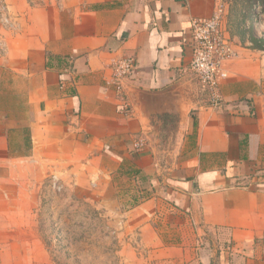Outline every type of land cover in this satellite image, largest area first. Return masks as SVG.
Returning a JSON list of instances; mask_svg holds the SVG:
<instances>
[{
    "label": "crops",
    "instance_id": "0c3cea01",
    "mask_svg": "<svg viewBox=\"0 0 264 264\" xmlns=\"http://www.w3.org/2000/svg\"><path fill=\"white\" fill-rule=\"evenodd\" d=\"M224 2L0 0V264H51L52 176L119 202L121 264H264V17L228 30L219 107L189 69L191 19Z\"/></svg>",
    "mask_w": 264,
    "mask_h": 264
},
{
    "label": "rangeland",
    "instance_id": "374dc122",
    "mask_svg": "<svg viewBox=\"0 0 264 264\" xmlns=\"http://www.w3.org/2000/svg\"><path fill=\"white\" fill-rule=\"evenodd\" d=\"M264 1V0H263ZM254 0H225L223 23L235 35H249L255 21L251 11ZM245 33V34H238ZM171 147L174 135L162 136ZM44 185L37 216L38 235L51 264H121L117 226L120 207L115 198L85 197L81 188L67 189L60 178L52 176Z\"/></svg>",
    "mask_w": 264,
    "mask_h": 264
},
{
    "label": "built area",
    "instance_id": "2783aa9c",
    "mask_svg": "<svg viewBox=\"0 0 264 264\" xmlns=\"http://www.w3.org/2000/svg\"><path fill=\"white\" fill-rule=\"evenodd\" d=\"M251 10L255 21L262 19L264 1L254 0ZM5 11V5L1 4L0 19L4 22L7 21L4 19ZM190 29L192 35L190 72L200 84L201 90L208 94L210 104L219 107L221 103L219 85L227 75L223 64L235 55L234 43L223 23V5H218L208 17L192 18ZM135 73V61L131 57L121 58L114 64L112 83L120 88L123 81L132 78ZM55 181H52V184L55 185Z\"/></svg>",
    "mask_w": 264,
    "mask_h": 264
},
{
    "label": "trees",
    "instance_id": "16d2710c",
    "mask_svg": "<svg viewBox=\"0 0 264 264\" xmlns=\"http://www.w3.org/2000/svg\"><path fill=\"white\" fill-rule=\"evenodd\" d=\"M250 41L252 43V47L264 50V36L260 38L250 36Z\"/></svg>",
    "mask_w": 264,
    "mask_h": 264
}]
</instances>
